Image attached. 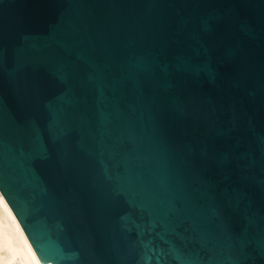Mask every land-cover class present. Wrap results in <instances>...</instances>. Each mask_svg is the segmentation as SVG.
Segmentation results:
<instances>
[{"label":"water","instance_id":"water-1","mask_svg":"<svg viewBox=\"0 0 264 264\" xmlns=\"http://www.w3.org/2000/svg\"><path fill=\"white\" fill-rule=\"evenodd\" d=\"M0 193L42 264H264V0H0Z\"/></svg>","mask_w":264,"mask_h":264},{"label":"bare ground","instance_id":"bare-ground-1","mask_svg":"<svg viewBox=\"0 0 264 264\" xmlns=\"http://www.w3.org/2000/svg\"><path fill=\"white\" fill-rule=\"evenodd\" d=\"M0 264H42L1 193Z\"/></svg>","mask_w":264,"mask_h":264}]
</instances>
